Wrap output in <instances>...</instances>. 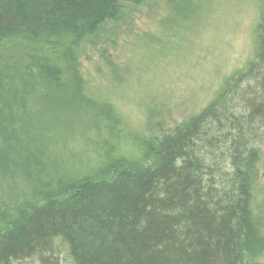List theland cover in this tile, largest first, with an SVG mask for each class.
Segmentation results:
<instances>
[{
    "label": "trees",
    "instance_id": "obj_1",
    "mask_svg": "<svg viewBox=\"0 0 264 264\" xmlns=\"http://www.w3.org/2000/svg\"><path fill=\"white\" fill-rule=\"evenodd\" d=\"M138 1L0 0V264H264V0L251 59L167 130L79 63Z\"/></svg>",
    "mask_w": 264,
    "mask_h": 264
},
{
    "label": "rangeland",
    "instance_id": "obj_2",
    "mask_svg": "<svg viewBox=\"0 0 264 264\" xmlns=\"http://www.w3.org/2000/svg\"><path fill=\"white\" fill-rule=\"evenodd\" d=\"M168 1L191 7L179 0L123 3L119 20L79 51L85 78L99 85V93L121 99L130 128H145L149 110L159 111L150 117L153 128L157 121L163 130L181 122L213 97L222 77L252 57L259 1L187 0L200 8L184 23L173 20ZM259 178L263 187L264 168Z\"/></svg>",
    "mask_w": 264,
    "mask_h": 264
}]
</instances>
